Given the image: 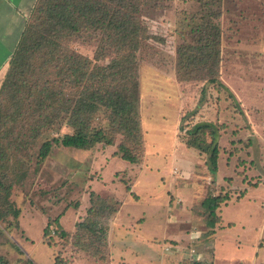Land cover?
<instances>
[{"label": "rangeland", "instance_id": "rangeland-1", "mask_svg": "<svg viewBox=\"0 0 264 264\" xmlns=\"http://www.w3.org/2000/svg\"><path fill=\"white\" fill-rule=\"evenodd\" d=\"M142 1L140 18L148 25L152 39L137 55L145 140L141 164L118 160L123 138L117 134L109 135L114 139L111 146L97 143L89 149H75L52 144L47 157L41 160L43 144L71 132L63 106L57 103L61 114L58 124L54 128L46 125L48 129L35 135L32 128L37 117L33 114L41 112V104L25 90L14 95L2 93L9 67L0 76V112L12 116L0 128V174L8 178L5 189L12 184L10 204L0 202V210L9 208L6 220H0V264H56L55 260L64 259V252L69 254L67 259L75 258L71 264H110L75 251L70 246L72 237L59 235L60 227L52 225L49 238L44 230L50 220H59L66 234L74 233L80 222L92 219L98 222L97 233L100 227L108 228L107 258L111 227L120 225V220L130 222V214H134L133 223L127 225L139 226L131 235L159 238L138 243L136 253L143 261L147 258L144 264L152 259L148 244L154 245L157 256L153 257L160 255V260L155 259L158 264H215V234L229 245L225 247L228 257L217 264H254L255 259L256 264H264V0ZM218 12L221 16L216 18ZM36 13L32 11L27 27ZM204 20L205 25H217L220 31L219 77L226 90L219 91L199 79L185 81L184 71L178 66L179 51L195 44L192 30ZM101 38L92 28H82L62 44L89 58L93 65L105 66L111 56L95 60ZM2 51L0 64L5 61ZM41 61L38 54L30 63L39 66ZM55 73L56 69H51L46 75L54 78L58 95L74 108L79 92ZM37 79L33 77L31 82ZM100 111L94 127L108 128L110 124ZM203 123L214 124L220 130L218 161L225 176L220 186L210 179L209 155L188 145V130ZM10 131L20 136L23 144L18 149ZM193 171L199 186L196 195L202 200L191 208L188 197H177L175 193L181 188L188 195V172ZM126 190L129 199L122 200ZM92 193L110 202L118 201L120 206L125 201L122 217L121 207L114 214L99 211L90 217L88 213L92 208L96 211L101 202ZM212 196L228 199L213 217L203 207L204 200ZM10 210H20L17 220ZM115 238H120L119 232ZM48 242L56 248L45 245ZM67 246L68 251L64 249ZM131 250L117 249L118 257L125 254L127 263L132 264L135 253ZM76 253L80 260L74 257ZM241 256L244 259H239Z\"/></svg>", "mask_w": 264, "mask_h": 264}, {"label": "trees", "instance_id": "trees-1", "mask_svg": "<svg viewBox=\"0 0 264 264\" xmlns=\"http://www.w3.org/2000/svg\"><path fill=\"white\" fill-rule=\"evenodd\" d=\"M212 1L219 2L220 0ZM37 3L38 5L36 4L37 6L35 5L33 10V12H37L36 18L28 27V21L26 23L22 39L11 58L2 93L14 95L25 90L35 95L34 101L41 104V110H39L41 112L38 115L33 114L34 117H37L33 121L34 128H32L35 135L48 129L46 125L54 128L55 124H58L61 117L58 107L63 106L71 132L65 133L59 138L53 137L52 140L43 144L40 150L41 160L47 157L52 144L75 149H89L97 143L111 146L114 145V139L109 135L117 134L123 138L118 146L121 155V159L118 160L132 165L141 164V153L145 140L140 118L137 55L144 44L152 39L148 25L140 18L143 1L38 0ZM215 16L219 18L221 13L218 12ZM208 22L210 21L208 20ZM82 28H92L93 33L102 35L100 51L96 53L95 60H106L111 56L109 64L105 66L93 65L89 58L63 46L62 42L65 38H70L80 32ZM201 30H203L202 33H200ZM192 33L195 37V44L185 46L181 52L179 51L178 66L180 70L184 71L185 81L199 79L216 86L219 91L228 89L219 77L221 43L218 26L214 24L212 26L211 23L205 25L204 20L202 24L193 28ZM38 54L42 60L39 66L30 63L36 59ZM51 69H56L55 74L60 76L65 85H70L76 92H79L80 98L74 108L68 106L62 95H58L54 78L52 80V76L46 75ZM38 72L40 76H46H35ZM33 77H38L37 81L31 82ZM204 94L205 92L203 97ZM231 97L235 96L231 94ZM44 110L47 113H44ZM100 110L103 111L106 121L110 124L108 128L94 127ZM11 120L10 113L0 112V128L1 125ZM219 132V128L211 123L198 124L187 132L188 145L195 146L209 155V170L213 175H216L218 171ZM10 134L15 135L13 131H10ZM19 137L18 135L14 136L16 149L23 144ZM206 137H209L210 141ZM2 157H4V153H2ZM1 159L0 155V162ZM1 166L2 164H0V168ZM7 182H9L8 178L0 174V202L9 200L8 192H10L12 184L10 183L7 186L9 188L5 189L4 185ZM94 196L101 202L100 206L95 208L96 211L92 208L88 213L92 215L90 217L97 216L99 211L107 212L106 214H114L119 211L118 201L110 202L97 194ZM225 200L228 201L227 198L221 196L208 197L204 200L203 207L209 211V216L213 217ZM4 211L6 212L4 213ZM8 211L9 208L0 210V220H6ZM10 212L13 213L16 220L19 218L20 210H10ZM52 225L60 227L58 228L60 229L59 235H66L67 238L72 237L73 244L68 243V245L72 246L75 251L87 253V256L90 255L89 257L101 262L106 260L110 262V256L108 255L107 258L104 256L105 250L108 248L107 227L106 229L100 227L98 234L96 228L98 222L94 223L92 219L88 218L78 224V230L74 233H67V235V230L59 220H50L44 230L45 237H50ZM210 225L215 226V222H210ZM45 245L52 250L56 248L50 242ZM64 249L68 251V246ZM68 255L67 252H64L61 256L64 259L55 260V263L71 264L70 260L75 258L67 259ZM79 255L76 253L74 257L80 260Z\"/></svg>", "mask_w": 264, "mask_h": 264}, {"label": "crops", "instance_id": "crops-1", "mask_svg": "<svg viewBox=\"0 0 264 264\" xmlns=\"http://www.w3.org/2000/svg\"><path fill=\"white\" fill-rule=\"evenodd\" d=\"M37 1L38 0H0V52H1V50H3L5 52V54H4L5 55V57H4L5 61L3 64H0V76L3 74L6 67L8 68L10 65L11 58H12L14 52L16 51V49H17V47H18V45L22 39L23 33L25 31V28H26V23H27L28 19L31 17L32 11H33ZM219 165H220V162L218 161V171H217L216 175H213L210 177V179H212L214 182H216V184L218 186L222 185L223 182H225L224 181L225 176H224L223 168H221ZM194 168H195V166L193 167V169ZM195 175L196 174L194 173V171L188 172V185H191V187H190L191 189H190V191H188V195L184 194L185 191L183 192V190H181V188L179 190L176 189V193H175V195L177 194L176 195L177 197H182V196L185 197L186 196L185 199H187V197H188V206H191V208H192V206H194L196 204L195 202L202 200V199H200L201 197L196 195L197 194L196 191H198L199 186H197V184H195L197 182V180H196L197 178ZM198 185H201V184H198ZM122 196H125L122 200L126 199V197H128V199H129V194H128L127 190L122 194ZM124 203H125V201H124ZM124 203H123V205L120 206L121 207L120 208V216L121 217L123 214L122 211L124 208ZM232 203L230 202L229 205H231ZM228 206H226V207H228ZM129 216H130V222H122V220H120L121 221L120 225L111 227V230H110L111 239L109 242L110 243V260H109L110 264H130V263H127V260L129 258L128 259L124 258L125 254L119 255V257H118L117 249L121 250V251H128V250L132 249L131 251L135 253L134 254L135 257L133 259L132 264H144V262L147 261V258L144 259V261H143L142 260L143 258H141V255L139 254V252L136 253V248L138 246V243H140V242H145V243L148 242L149 243V242H152V240H154L155 238H158L157 237L158 235L157 236L151 235L149 237H140V234H137V236L131 235L133 230L137 229L139 226L136 225V223L134 224V227H131V225H127V224L133 223L132 222L133 220H131V219L134 218V214H133V216L131 214ZM116 232H119V236H120L119 239L115 238ZM189 235L190 234H188V239L191 238V236H189ZM218 235L219 234L214 235V241H215V243H214V247H215L214 254H215V260H216L215 264L218 263L217 261L223 262V260H225L228 257L226 254V251H225V247L226 246L229 247V245L227 243H225L224 240L223 241L220 240ZM110 236H109V238H110ZM134 236L136 237V239L132 240L131 237H134ZM144 238H145V240H144ZM168 238L173 239V237H168ZM148 247L150 249H152V252L150 255V257L152 259H149L147 264L154 263L155 259L160 260V258H161L160 255L158 257H153L154 255L157 256L155 249H154V245L148 244ZM243 257L244 256H241L239 259H244ZM150 261H152V263ZM256 261H257V259H255L254 264H256ZM154 264H158V263L155 262Z\"/></svg>", "mask_w": 264, "mask_h": 264}]
</instances>
